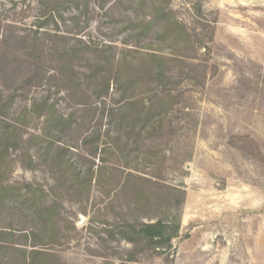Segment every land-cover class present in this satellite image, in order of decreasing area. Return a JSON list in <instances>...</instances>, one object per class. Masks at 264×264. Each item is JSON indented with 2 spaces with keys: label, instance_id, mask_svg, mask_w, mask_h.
I'll use <instances>...</instances> for the list:
<instances>
[{
  "label": "rangeland",
  "instance_id": "obj_1",
  "mask_svg": "<svg viewBox=\"0 0 264 264\" xmlns=\"http://www.w3.org/2000/svg\"><path fill=\"white\" fill-rule=\"evenodd\" d=\"M190 1L111 0L102 8L100 0H78L56 25L38 30L50 8L47 0H0V97H17L6 121L16 123L33 101L48 98L61 114L74 117L64 141L74 147L83 171H95L100 163L98 157L88 160L82 142L107 127L104 104L130 101L141 107L152 94H171L164 130L153 138L165 156L144 171L161 173L165 184L186 192L179 238L162 254L146 252L128 262L132 246L108 240L104 231L121 220L108 207L116 197L108 199L95 182L87 200L53 193L47 169L24 168L21 152L10 150L4 180L41 187L48 205L57 206L61 244L48 249L65 264H264V0ZM150 2L173 13L164 31L159 26L148 31ZM175 21L189 37H178ZM81 43L112 46L115 55L126 51L130 62L156 54L164 58L168 79L154 84L153 92L127 93L125 102L112 89L101 102L94 95L97 83L87 80L93 56ZM36 67L39 80L25 87ZM41 127V119H25V138ZM120 163L108 165L120 172ZM124 203L120 196L115 207ZM29 216L19 204L0 207V228L34 227ZM0 264L16 260L0 254Z\"/></svg>",
  "mask_w": 264,
  "mask_h": 264
},
{
  "label": "trees",
  "instance_id": "obj_2",
  "mask_svg": "<svg viewBox=\"0 0 264 264\" xmlns=\"http://www.w3.org/2000/svg\"><path fill=\"white\" fill-rule=\"evenodd\" d=\"M47 1L50 8L44 9L45 21H39L38 30L51 23L56 25L57 18H61L62 11L68 6H78V0ZM110 1L100 0L99 5L103 8ZM150 3L152 12L147 23L148 31H153L155 26L164 31L172 24L173 13L168 7ZM173 24H176L179 38L189 37L184 25L178 21ZM33 44L35 49L40 48L37 42ZM81 46L93 56L88 59L92 73L87 80L97 83L94 95L101 102L110 96L112 89L121 92L120 102H125L127 93L140 89L153 92V88H157L154 84H162L168 79L163 68L164 58L156 54L148 53L146 57L130 62L126 51L115 55L112 46L94 48L90 43H81ZM38 80L39 69L36 67L23 85L31 87ZM152 96L141 107L130 101L121 107L103 105L102 116L107 127L95 131L82 142L88 160L89 157H98L100 163L95 171L88 167L86 172L74 159V147L64 141L73 130V115L61 114L56 105L42 97L33 101L19 121L12 124L6 121V115L17 97L15 94L4 99L0 97V207L10 204L15 209L19 204L30 213L31 222L35 224L19 232L13 227L0 228V254L3 257L9 262L16 260V264H65L54 249H48L53 244H61L62 228L57 206L48 205V195L41 187L30 183L10 184L4 180L11 149L21 152L24 168L47 169L55 181L51 188L53 193L78 195L81 200H87L95 182L108 199L116 197L118 200L122 196L125 205L115 207L117 200L114 198L108 204L121 220L109 224L110 228L104 231L108 240L124 241L132 246L127 255L128 262H136L146 252L162 254L172 249L181 231L186 192L165 184L161 173H144L145 167L158 166L165 156L163 148L155 146L156 139L153 138L164 130L171 94ZM27 118L41 119L42 127L38 134L25 138L22 124ZM114 159L121 162L120 172L108 165Z\"/></svg>",
  "mask_w": 264,
  "mask_h": 264
}]
</instances>
